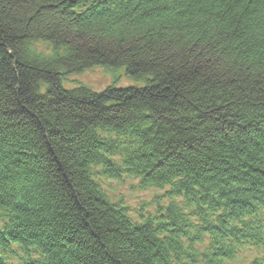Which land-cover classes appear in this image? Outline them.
<instances>
[{
  "label": "trees",
  "instance_id": "16d2710c",
  "mask_svg": "<svg viewBox=\"0 0 264 264\" xmlns=\"http://www.w3.org/2000/svg\"><path fill=\"white\" fill-rule=\"evenodd\" d=\"M86 1L0 0V208L14 237L48 264H180L200 255L174 257L191 232L212 236L207 264L231 257L227 219L264 208V0ZM92 66L123 67L133 86L61 89ZM122 176L168 187L169 203L132 216L101 184Z\"/></svg>",
  "mask_w": 264,
  "mask_h": 264
},
{
  "label": "rangeland",
  "instance_id": "374dc122",
  "mask_svg": "<svg viewBox=\"0 0 264 264\" xmlns=\"http://www.w3.org/2000/svg\"><path fill=\"white\" fill-rule=\"evenodd\" d=\"M93 70L82 73L80 79L85 83L93 85L94 89H100L106 85L104 84L102 87H100L103 83L107 82L108 79L104 78L99 70ZM102 70L105 74L107 73L106 75L109 78V82L116 77H119V81L122 84V78H124L122 70L117 69L115 72H109L103 68ZM129 183L130 182L128 180H125V182L122 183L112 182L109 187L112 191V195H116V197L121 196L124 202L129 206H136L141 199L146 200L149 198L151 190L140 191L135 187L130 186Z\"/></svg>",
  "mask_w": 264,
  "mask_h": 264
},
{
  "label": "bare ground",
  "instance_id": "6f19581e",
  "mask_svg": "<svg viewBox=\"0 0 264 264\" xmlns=\"http://www.w3.org/2000/svg\"><path fill=\"white\" fill-rule=\"evenodd\" d=\"M82 5H83V6H82L81 8H85V9H86L85 12H87V13L91 12L90 10H94V9H95V8L93 7V3L90 2L89 0L86 1V2H84V4H82ZM72 12H73V13H76V12H77L78 14H80V12L77 11V10H74V11H72ZM85 12H83V13H85ZM80 77H81V75H77V76L74 78L75 83H80V82H79V80H81ZM61 78H64V76H61ZM81 81H82V80H81ZM88 84H89V83H88ZM89 85L93 87V85H91V84H89ZM67 86H68V88H69V91H73V90H74V88H73V86H72L71 83H68ZM81 88H82V87H81ZM82 89L85 90L84 88H82ZM101 90H103V89H101ZM245 208H248V205L245 206ZM251 238H252V237H251ZM174 241L176 242L177 240H174ZM178 244H179V242H178ZM13 251H14V250H11V249H7V248H4V247H1L0 259H1V261H2V264H5V261H6L7 257L10 256V255H12V254H13ZM17 251H18L19 253L22 254V257L29 258V257L32 256V252H30V251H24V250H20V249H17ZM24 264H27V262L24 263Z\"/></svg>",
  "mask_w": 264,
  "mask_h": 264
}]
</instances>
